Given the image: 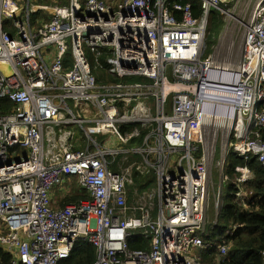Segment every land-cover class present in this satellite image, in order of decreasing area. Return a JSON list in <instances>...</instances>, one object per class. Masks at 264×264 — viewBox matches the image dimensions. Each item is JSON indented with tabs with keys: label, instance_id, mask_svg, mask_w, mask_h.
I'll return each instance as SVG.
<instances>
[{
	"label": "built area",
	"instance_id": "obj_1",
	"mask_svg": "<svg viewBox=\"0 0 264 264\" xmlns=\"http://www.w3.org/2000/svg\"><path fill=\"white\" fill-rule=\"evenodd\" d=\"M37 1L0 0V99L13 106L0 113V264H203L214 167L227 182L234 152L264 168V0L247 20L246 0H199L198 14L172 0ZM212 11L219 42L234 29L225 59L206 55ZM236 171L245 206L255 176ZM135 173L153 182L140 189ZM70 193L82 197L64 203ZM137 235L145 246L131 248ZM81 240L94 262L74 263ZM215 249L224 258L230 245Z\"/></svg>",
	"mask_w": 264,
	"mask_h": 264
},
{
	"label": "trees",
	"instance_id": "obj_2",
	"mask_svg": "<svg viewBox=\"0 0 264 264\" xmlns=\"http://www.w3.org/2000/svg\"><path fill=\"white\" fill-rule=\"evenodd\" d=\"M172 1L181 4L190 2L196 14L201 8L199 0ZM12 108V103L0 99V113L8 112ZM245 166L255 176L254 179L245 182V188L254 190L255 195L247 201L245 206H242L235 199V185L232 181L227 183L218 218L219 224L208 227L205 240L227 243L230 245V250L226 257L221 258L216 249L210 252L202 249L204 252L203 264H264V168L256 157L250 156L248 160H245L231 152L227 158L225 170L231 178H234L237 173L236 168ZM135 181L140 189H144L153 182V179L150 176L143 177L139 173H135ZM78 198L77 195L69 196L64 203L76 201ZM225 231L228 233L225 234ZM130 246L131 248H141L145 244L137 239H131ZM95 259L96 252L92 244L84 241L76 243L73 251L74 263H92ZM6 260H9L8 256H6Z\"/></svg>",
	"mask_w": 264,
	"mask_h": 264
},
{
	"label": "rangeland",
	"instance_id": "obj_3",
	"mask_svg": "<svg viewBox=\"0 0 264 264\" xmlns=\"http://www.w3.org/2000/svg\"><path fill=\"white\" fill-rule=\"evenodd\" d=\"M37 2L40 3V4L51 3L50 0H38ZM116 2L120 3L121 0H116ZM251 10H252V1L251 0H246L245 1V7L241 8V9H238V11L240 12V14H239L240 16L247 15L246 16V20L248 19V16H249ZM38 13L41 14L42 11L38 12ZM34 15L35 14H33L31 16V21L34 20ZM10 22H11V19H6L5 20V24L6 25L8 23H10ZM224 23L225 22L222 19V16H220L217 12L212 11V13L210 14L209 24H208V29H207L208 37H207L206 55H209L210 53L213 54L215 49L218 48L219 43H220L219 39H220V37H221V35L223 33V30L225 29ZM235 38L237 39V41H239L238 44L242 43V40H243V29L238 31V34L236 35ZM85 50H86L87 56L90 59V62L92 63L93 66H95V64H96V61H95L96 60V56H95V54L90 52L89 49L86 46H85ZM238 51H239L238 49H237V51H235L234 57H236ZM226 57H227V54L224 53V56L221 57V58L225 59ZM71 66H72V64H71V54H69L68 61L66 62V66L65 67L67 69H70ZM171 70H172V66L170 65L168 67L169 75H171ZM95 72L100 75L102 71L95 70ZM111 79L114 80L115 78L112 77ZM124 80L127 81V82H136V81L146 82V81H149L148 79L143 78V77H127ZM68 103H69L70 106H73V101L69 100ZM170 106H171V102L169 100V102L167 103V108L170 109ZM74 110L77 113V110L75 108H74ZM89 124L90 123H84L83 127L86 128V127L89 126ZM75 130H76V132H75ZM75 130H74L75 134H74V137H73L72 141L79 148H83L85 144L82 142V140H84V138H86V136H85V134H84V136H82V133L80 132V129H79L78 126H76ZM93 136L97 137L100 140H102L101 136H98V135H93ZM104 138H108V137H104ZM139 144H140L139 140H133V141H131L129 143V146H137ZM27 153H28V149L27 148H23L22 149V154L26 155ZM217 157H218V155H217ZM140 160L141 159L139 157L131 159L129 161V164L139 163ZM134 171H135V169H134ZM212 181L214 183V187L212 186L211 191H210V200H209V207H208L207 231H208V227L209 226L217 224V223L215 224V215L218 212V210L220 209L222 204L220 205V207L218 209L216 208V210H215L214 203H216L217 196L219 195V193L223 194V192L225 191V182L220 180V172H219V169L216 168V167H214L213 172H212Z\"/></svg>",
	"mask_w": 264,
	"mask_h": 264
},
{
	"label": "bare ground",
	"instance_id": "obj_4",
	"mask_svg": "<svg viewBox=\"0 0 264 264\" xmlns=\"http://www.w3.org/2000/svg\"><path fill=\"white\" fill-rule=\"evenodd\" d=\"M233 28H231L230 29V31H229V33H228V35L225 37H223L222 39H221V41H220V44H219V46H218V48H217V50H216V56L217 57H219V58H221V57H223L224 56V51L226 50V48H227V42H229V43H231V44H233L230 40H231V36H232V34H233ZM208 37V36H207ZM103 76H108L109 78H112V76L111 75H109L108 73H106L105 71H102L101 72V74H100V77H103ZM168 76H169V78L172 80L173 79V77H172V72H171V75H169V73H168ZM1 100H3V99H1ZM251 157H255V156H251ZM71 195V193L70 194H68L67 196H70ZM66 196V197H67ZM65 197V198H66ZM65 200V199H64ZM139 235H137L136 237H138ZM136 237L134 238V239H136ZM82 241V240H81ZM85 242V241H84ZM213 242V245L212 246H210V247H207L206 249H205V251H207V252H210V251H212L213 249H215V246H216V244H217V242H214V241H212ZM201 253H202V255H204V252H202L201 251Z\"/></svg>",
	"mask_w": 264,
	"mask_h": 264
},
{
	"label": "crops",
	"instance_id": "obj_5",
	"mask_svg": "<svg viewBox=\"0 0 264 264\" xmlns=\"http://www.w3.org/2000/svg\"><path fill=\"white\" fill-rule=\"evenodd\" d=\"M61 3L63 2L62 0H59ZM110 2H113V3H115V5L116 4H118L117 2H116V0H109ZM83 108H84V111L85 110H87V108H86V106L84 105L83 106ZM76 110H77V113H81V110H80V108L79 107H76L75 108ZM86 116H87V114H85ZM76 126H78L79 127V129H80V132L82 133V136H84V131H83V129H82V127L80 126V124H78V123H75V124H72V125H70V128L74 131L75 129H76ZM75 132H76V130H75ZM133 140H139V141H141V138H134ZM132 140V141H133ZM73 145L76 147V148H79L74 142H73ZM237 172V171H236ZM235 172V173H236ZM229 175V174H228ZM236 176H238V172L236 173ZM236 177H234V178H231L230 177V175H229V180L227 181V182H225V188H226V185H227V183L229 182V181H232V180H234ZM246 190V195L251 199L254 195H255V191L254 190H252V189H250V188H245ZM72 195H77L76 193H71V195L70 196H72ZM69 196H67L66 198H65V200L68 198ZM77 197H79V198H81L82 196L79 194V195H77ZM65 200H64V202H65ZM216 216V215H215ZM219 216V215H218ZM219 218V217H218ZM217 224H219V223H217ZM216 224V225H217ZM225 234H227L228 232H224Z\"/></svg>",
	"mask_w": 264,
	"mask_h": 264
}]
</instances>
